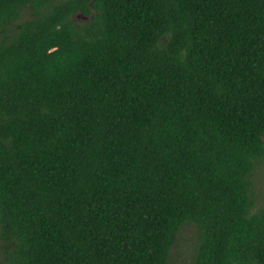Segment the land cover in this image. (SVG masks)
I'll return each mask as SVG.
<instances>
[{
    "label": "trees",
    "instance_id": "trees-1",
    "mask_svg": "<svg viewBox=\"0 0 264 264\" xmlns=\"http://www.w3.org/2000/svg\"><path fill=\"white\" fill-rule=\"evenodd\" d=\"M263 156L264 0H0L3 264H264Z\"/></svg>",
    "mask_w": 264,
    "mask_h": 264
},
{
    "label": "rangeland",
    "instance_id": "rangeland-1",
    "mask_svg": "<svg viewBox=\"0 0 264 264\" xmlns=\"http://www.w3.org/2000/svg\"><path fill=\"white\" fill-rule=\"evenodd\" d=\"M80 17V16H77ZM253 189L256 190L254 206H264V156L254 166ZM194 245V232L192 227H181L176 235L169 255V264H188ZM0 264H3L0 255Z\"/></svg>",
    "mask_w": 264,
    "mask_h": 264
}]
</instances>
